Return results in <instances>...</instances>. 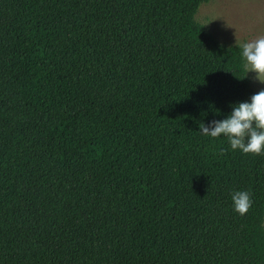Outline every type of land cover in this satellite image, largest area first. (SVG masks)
<instances>
[{"label": "trees", "instance_id": "1", "mask_svg": "<svg viewBox=\"0 0 264 264\" xmlns=\"http://www.w3.org/2000/svg\"><path fill=\"white\" fill-rule=\"evenodd\" d=\"M207 1L0 0V264H264V153L199 131L257 93Z\"/></svg>", "mask_w": 264, "mask_h": 264}, {"label": "clouds", "instance_id": "2", "mask_svg": "<svg viewBox=\"0 0 264 264\" xmlns=\"http://www.w3.org/2000/svg\"><path fill=\"white\" fill-rule=\"evenodd\" d=\"M227 25L231 26L228 22ZM236 45L242 49L247 74L254 72V79L264 83V35L245 43H240L237 37ZM199 131L212 138L226 136L232 150H241L245 154L264 153V89L253 94L250 102L235 104L226 118L201 123ZM231 195L234 211L240 215L247 214L253 205L251 193L235 191Z\"/></svg>", "mask_w": 264, "mask_h": 264}, {"label": "rangeland", "instance_id": "3", "mask_svg": "<svg viewBox=\"0 0 264 264\" xmlns=\"http://www.w3.org/2000/svg\"><path fill=\"white\" fill-rule=\"evenodd\" d=\"M196 19L224 43L236 44L237 37L245 43L264 35V0H209L200 5ZM249 75L257 92L264 89L254 72Z\"/></svg>", "mask_w": 264, "mask_h": 264}]
</instances>
